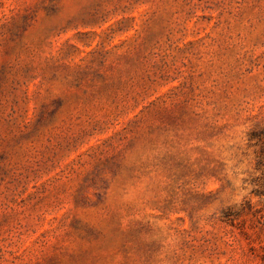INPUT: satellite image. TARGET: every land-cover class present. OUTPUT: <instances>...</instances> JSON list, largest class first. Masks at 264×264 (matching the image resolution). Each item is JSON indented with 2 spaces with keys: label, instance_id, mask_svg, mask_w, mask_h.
Here are the masks:
<instances>
[{
  "label": "rangeland",
  "instance_id": "374dc122",
  "mask_svg": "<svg viewBox=\"0 0 264 264\" xmlns=\"http://www.w3.org/2000/svg\"><path fill=\"white\" fill-rule=\"evenodd\" d=\"M0 264H264V0H0Z\"/></svg>",
  "mask_w": 264,
  "mask_h": 264
}]
</instances>
